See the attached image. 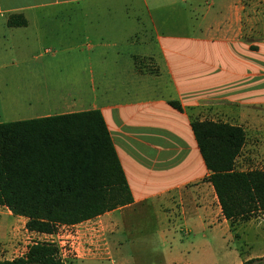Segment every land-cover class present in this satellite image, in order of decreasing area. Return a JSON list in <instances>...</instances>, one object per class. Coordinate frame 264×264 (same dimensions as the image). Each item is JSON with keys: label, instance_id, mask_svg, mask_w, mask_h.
<instances>
[{"label": "crops", "instance_id": "1", "mask_svg": "<svg viewBox=\"0 0 264 264\" xmlns=\"http://www.w3.org/2000/svg\"><path fill=\"white\" fill-rule=\"evenodd\" d=\"M111 1L0 0V40L9 46H25L31 33L38 43L47 36L62 41L81 33L97 35L90 50L101 66L102 95L110 99L99 101L92 87L90 98L76 89L58 93L54 103L47 99V106L40 99L26 101L29 108L47 110L35 116L99 108L133 196L130 203L63 224L56 232L36 231L70 242L74 264L106 259L123 264L111 248L128 239L125 212L157 210L152 239L173 241L176 222L199 242L221 238L223 224L232 229L208 179L191 120L226 121L241 125L246 137L250 130L264 135V23L256 24L264 17V6L256 9V0H166L177 13L150 14L151 35H144L139 22L120 25L122 14L130 13L113 10ZM143 1L148 7V0ZM16 15L26 23L9 24L8 18ZM138 32L144 37L131 39ZM108 33L114 38L101 41ZM114 81L120 82V90ZM115 93L119 97L111 99ZM170 99L178 100L182 109ZM0 207L15 217L0 225V241L12 245L25 240L27 234L15 222L22 220L27 230L26 217ZM91 219L97 224L84 226ZM167 255L166 264H183L178 261L182 251L170 247Z\"/></svg>", "mask_w": 264, "mask_h": 264}, {"label": "trees", "instance_id": "2", "mask_svg": "<svg viewBox=\"0 0 264 264\" xmlns=\"http://www.w3.org/2000/svg\"><path fill=\"white\" fill-rule=\"evenodd\" d=\"M9 24H25L22 15ZM170 104L182 109L180 102ZM191 128L230 228L264 211V168L238 169L245 140L238 124L192 119ZM133 200L99 108L0 121V205L26 217L28 230L53 233ZM232 229V228H231ZM264 256L243 261L249 264ZM0 264H66L59 244L34 240Z\"/></svg>", "mask_w": 264, "mask_h": 264}, {"label": "rangeland", "instance_id": "3", "mask_svg": "<svg viewBox=\"0 0 264 264\" xmlns=\"http://www.w3.org/2000/svg\"><path fill=\"white\" fill-rule=\"evenodd\" d=\"M147 2L148 7L143 0H112L110 4L113 10L119 8V11H129V17L126 13L120 17L121 26H128V21L139 22L144 29V35H151L150 14L162 13L165 16L168 13L170 15L177 12L174 11L176 9L172 5L166 3V0H156V2L148 0ZM256 4V9L263 8L264 0H256ZM52 22L55 23V19H52ZM257 23L262 25L264 17H261ZM32 34H30L31 41L21 47L9 46L7 42L0 40V121L36 117V114L46 113L47 110H41L42 106H35V108L30 106L29 108L26 101L40 99L43 106H47L49 104L47 99L54 103L58 100L57 94L65 91L79 89L84 97L90 98L93 94V87L94 95L99 101L110 99L109 96L102 95L103 80L102 75L99 74L101 66L96 63L97 59L90 50L94 42L98 40L97 35L87 36L81 33L75 39L63 37L62 41L57 37L47 36L42 37V41L38 43L35 42ZM260 34L263 35L264 30H260ZM4 35L7 36V33ZM105 35L101 41L114 38L110 37L109 33ZM144 35L138 32L131 39L142 38ZM114 84L117 90H120V82L114 81ZM113 97L118 98L119 96L115 93L111 99ZM179 155L182 157V154ZM235 167L238 169L264 168L263 132L248 131L245 143L235 159ZM6 211L0 207V225L9 223L15 218L13 215H8ZM156 215L157 210L153 209H146L139 214L125 212L123 217L127 220L130 229L128 239L119 245L118 243L112 245L111 248L115 256L124 260L123 264H166L167 251L170 247L182 251L178 261L183 264H243L247 258L264 256V211L246 219L237 220L231 227L232 230H228V227L223 224L221 238L216 240L208 236L201 242L192 232L184 234V226L180 222L175 224L173 241L161 240L159 237L152 239L156 236ZM91 221L94 222V219L85 223L84 226L97 224V221L94 223ZM22 224V220L15 222V225L27 234L25 240H16V243L13 242L12 245L8 240L0 241V259L22 255L31 242L47 238L39 236L36 231L25 230ZM59 228L64 227L60 225ZM69 230L75 231L72 227L71 229L69 227ZM69 248L72 247L69 246ZM83 249L87 252L85 246ZM66 251L68 255L64 257L66 264H74V258H76L74 250L68 251L66 248ZM92 251L93 249L89 255ZM77 264L110 263L109 259H106L102 263L89 260ZM249 264H264V258Z\"/></svg>", "mask_w": 264, "mask_h": 264}, {"label": "built area", "instance_id": "4", "mask_svg": "<svg viewBox=\"0 0 264 264\" xmlns=\"http://www.w3.org/2000/svg\"><path fill=\"white\" fill-rule=\"evenodd\" d=\"M74 239H75V238H74ZM70 241L72 242V239H71ZM57 243L59 244V247H60V256L64 259L65 256H68V255L66 254V253H67L66 248H67L68 251H71L70 248H69V246L71 247L72 244H71L70 242H69V244H68L67 241L62 242V243H60V242L57 241ZM68 245H69V246H68ZM62 246H63V248H62ZM64 260H65V259H64Z\"/></svg>", "mask_w": 264, "mask_h": 264}]
</instances>
